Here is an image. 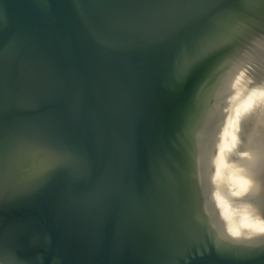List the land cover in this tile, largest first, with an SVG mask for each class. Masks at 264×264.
Segmentation results:
<instances>
[{
	"label": "water",
	"instance_id": "obj_1",
	"mask_svg": "<svg viewBox=\"0 0 264 264\" xmlns=\"http://www.w3.org/2000/svg\"><path fill=\"white\" fill-rule=\"evenodd\" d=\"M258 72L264 0H0V264H264Z\"/></svg>",
	"mask_w": 264,
	"mask_h": 264
},
{
	"label": "flooded vegetation",
	"instance_id": "obj_2",
	"mask_svg": "<svg viewBox=\"0 0 264 264\" xmlns=\"http://www.w3.org/2000/svg\"><path fill=\"white\" fill-rule=\"evenodd\" d=\"M257 77L258 80L259 78L264 80V73L258 72ZM257 85L253 91L252 105L238 118L233 146L235 152L230 153V158L235 159L233 164L240 173L246 175L250 182L259 185L262 189H259L260 197L264 198V81H260ZM245 158L247 162L240 163L239 160ZM259 205L264 206V204ZM263 206L260 208L261 211H258L257 203H250L249 207L254 210H249V213L253 216H259L260 212L264 214ZM240 240V245L245 247L260 248L264 245V238L251 239L242 236Z\"/></svg>",
	"mask_w": 264,
	"mask_h": 264
}]
</instances>
